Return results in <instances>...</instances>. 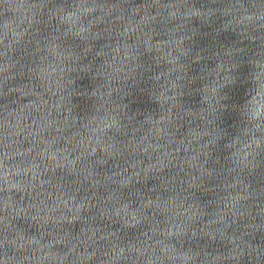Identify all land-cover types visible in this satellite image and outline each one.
<instances>
[{"label": "water", "instance_id": "95a60500", "mask_svg": "<svg viewBox=\"0 0 264 264\" xmlns=\"http://www.w3.org/2000/svg\"><path fill=\"white\" fill-rule=\"evenodd\" d=\"M0 264H264V0H0Z\"/></svg>", "mask_w": 264, "mask_h": 264}]
</instances>
